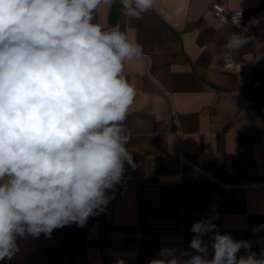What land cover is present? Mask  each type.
<instances>
[{"label":"crops","instance_id":"obj_1","mask_svg":"<svg viewBox=\"0 0 264 264\" xmlns=\"http://www.w3.org/2000/svg\"><path fill=\"white\" fill-rule=\"evenodd\" d=\"M223 1L188 0L177 12L180 0H157L133 19L117 0L114 23V5L101 6L94 22L105 31L118 27L144 52L142 62H125L137 92L124 122L133 164L125 163L107 207L85 226L17 238L19 251L0 264H115L118 258L148 264L162 247L193 251L190 228L203 219L235 240L254 239L251 251L260 255L264 191L225 188L214 179L227 185L264 179V60L251 61V44L234 58L222 47L228 32L239 33L253 18L259 22L246 34L264 42V0L228 1L244 11L241 27L213 15L212 5ZM226 57L243 68H228Z\"/></svg>","mask_w":264,"mask_h":264},{"label":"clouds","instance_id":"obj_2","mask_svg":"<svg viewBox=\"0 0 264 264\" xmlns=\"http://www.w3.org/2000/svg\"><path fill=\"white\" fill-rule=\"evenodd\" d=\"M180 0L177 12L187 5ZM117 0H0V261L18 251L17 238L86 225L111 200L133 164L124 122L137 92L125 62H142V46L118 27L94 22ZM140 19L157 0H119ZM257 18L231 23L222 47L233 55L264 42L246 34ZM211 219L194 222L189 250L162 247L148 264H264L251 242L221 234ZM255 231V229H254ZM211 237L205 241V237ZM211 248V258H209ZM245 249L247 255L237 254ZM115 264H125L118 258Z\"/></svg>","mask_w":264,"mask_h":264},{"label":"built area","instance_id":"obj_3","mask_svg":"<svg viewBox=\"0 0 264 264\" xmlns=\"http://www.w3.org/2000/svg\"><path fill=\"white\" fill-rule=\"evenodd\" d=\"M229 0H224L223 2H216L212 5V13L215 17H217L221 22L223 23H231L233 16L236 15V13L240 14V23L244 20L245 14L244 11L241 9H231L229 4ZM226 66L228 68L234 69L235 71H240L243 68V63H235L232 61L230 57H226ZM264 67V63L262 64ZM179 158L187 163H190L181 152L178 154ZM216 182L220 183L225 188H244V189H259L261 191H264V179H260L257 181L249 182L245 185H227L224 183L219 182L218 180L214 179ZM251 242V245H255L256 241L254 239L249 240Z\"/></svg>","mask_w":264,"mask_h":264},{"label":"water","instance_id":"obj_4","mask_svg":"<svg viewBox=\"0 0 264 264\" xmlns=\"http://www.w3.org/2000/svg\"><path fill=\"white\" fill-rule=\"evenodd\" d=\"M117 13H118V5H114L111 11V19H110L111 23H114L116 21Z\"/></svg>","mask_w":264,"mask_h":264}]
</instances>
